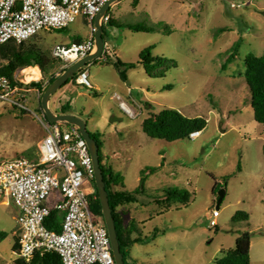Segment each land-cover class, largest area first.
I'll return each mask as SVG.
<instances>
[{
    "label": "rangeland",
    "instance_id": "rangeland-1",
    "mask_svg": "<svg viewBox=\"0 0 264 264\" xmlns=\"http://www.w3.org/2000/svg\"><path fill=\"white\" fill-rule=\"evenodd\" d=\"M108 13L122 26L107 25L105 29L116 58L126 64L121 69L127 71V81L112 65L97 60L85 68L93 88L70 81L53 95L50 107L58 113L60 106L70 104L90 134L96 135L102 165L121 175L124 190H135L143 170L163 164L148 176L147 195L157 197L168 189L191 194L188 206L173 205L161 216L157 214L163 206L155 203L136 205L138 212L120 211L126 225L131 217H153L143 227L138 225L143 237L151 236L155 229L168 232L150 244L134 245L128 263L215 264L223 250L235 248L242 232H250L251 264H264V125L254 118L244 63L248 55L264 56V0H141L137 6L132 0H119ZM160 23L170 26L173 33L124 28ZM87 34L83 17H79L66 29L40 32L33 41L42 50H53L73 36L83 41ZM237 42L238 54L229 61ZM150 46H154L153 56L174 60L177 67L160 78L147 75L141 65L128 69L127 64L137 63ZM28 69L18 75L22 91L14 95V99L26 101L28 110L0 98V162L37 159L46 137L40 93L34 95L28 86L42 80V72L39 80H27ZM59 69L60 65L57 72ZM128 88L132 96H127ZM115 94L136 110V119L121 111ZM165 108L179 110L186 117L205 118L207 127L197 139L170 143L148 137L142 128L144 119ZM239 164L241 172H237ZM215 186L220 187L217 193L213 192ZM221 190L226 195L218 209L216 233L210 220ZM239 211L248 213L250 219L233 222ZM17 215L13 204L0 199V264H14L18 258Z\"/></svg>",
    "mask_w": 264,
    "mask_h": 264
},
{
    "label": "built area",
    "instance_id": "built-area-1",
    "mask_svg": "<svg viewBox=\"0 0 264 264\" xmlns=\"http://www.w3.org/2000/svg\"><path fill=\"white\" fill-rule=\"evenodd\" d=\"M110 1L0 0V44L10 40L21 44L44 30L66 29L79 17H84L90 26L89 37L79 44L53 49V57L62 64L61 70L66 69L94 51V20ZM108 12L103 18V27L111 20ZM112 54L109 40L104 39L100 59L107 61L113 58ZM22 71L15 73V82ZM74 82L93 88L85 68L77 73ZM20 91L19 86H12L8 78H0V98L28 110L25 100L14 99ZM128 94L131 95L130 89ZM114 99L125 115L131 119L138 117L136 110L122 96L115 94ZM42 125L46 137L39 146L37 160L18 157L0 162V199L18 209L15 219L18 257L31 262L36 252L41 251L57 253L63 264H116L107 228L91 211V204L96 199L95 170L87 142L76 126L48 120ZM200 135L201 132H194L190 139ZM53 211L58 213L59 231L46 225ZM211 215L210 226L215 228L220 212L213 210Z\"/></svg>",
    "mask_w": 264,
    "mask_h": 264
},
{
    "label": "trees",
    "instance_id": "trees-1",
    "mask_svg": "<svg viewBox=\"0 0 264 264\" xmlns=\"http://www.w3.org/2000/svg\"><path fill=\"white\" fill-rule=\"evenodd\" d=\"M133 5L137 6L141 0H132ZM113 28H121L122 26L116 23L112 18L108 24ZM124 28L130 29L134 32H154L161 31L164 34L170 35L173 30L167 24L160 23L156 27H144L141 25H127ZM38 36V35H36ZM35 36V37H36ZM104 39H108V31L104 26ZM33 37L27 42L18 44L15 40H10L4 44H0V78L6 77L11 82L12 86L16 85L14 75L18 71L30 68L27 71L35 70L42 72V80H39L40 76H36L34 80L28 86L32 89H37L40 93V97L44 94L46 88L52 84L57 77L65 72L67 69L61 70V62L53 57V50H42L34 40ZM240 48V43L237 42L231 49V55L229 61L236 58ZM154 46L146 48L139 56L137 63L127 64L128 69L136 68L138 65L143 66L147 75L151 77H164L165 73L171 68H176L177 64L174 60L165 59L163 57H155L152 55ZM102 64L113 65L118 71L120 78L123 81H127V71H123L121 68L125 66L120 59L110 58L107 61L97 59ZM95 60L93 63H97ZM246 71L245 79L251 93V106L254 111L255 121L264 125V56L248 55L244 60ZM60 65L59 72L57 69ZM38 67V68H36ZM226 66H223L225 69ZM77 74L74 75L63 87L68 85L70 81H75ZM62 87V88H63ZM61 88V89H62ZM97 96V93L95 94ZM40 98V100H41ZM149 105V104H148ZM43 112L42 106L40 105ZM57 114H71L69 104L62 106L61 110ZM207 127V120L202 117H186L179 110L172 108H165L159 114H153L144 119L142 128L144 133L152 138L164 140L167 142H177L181 140L190 139V135L194 132H203ZM91 137L97 142L99 147L100 161L102 162V151L99 140L95 134H91ZM39 156L37 157V159ZM35 159V160H37ZM104 180L106 184V190L109 196L110 207L113 211L115 218L118 237L121 245V252L124 255L126 264L130 256V249L136 244L147 245L154 242L160 234H165L166 230L155 229L151 236L143 237L142 231L138 228V223L135 219H132L128 225L125 224L124 218L119 214L118 210L121 207L140 204L146 205L145 198L151 199L149 202H153L158 206H163L166 210H169L171 206L177 204H183L188 206L191 200V194L186 190L168 189L163 192L162 195L153 197L148 196L146 192V182L149 175L156 173L163 167H148L141 172V178L139 186L133 191L124 190L123 178L119 173H116L112 167H106L101 165ZM237 172H241V165L237 167ZM226 185V184H225ZM122 186V189L119 188ZM93 187L95 191L96 199L91 204L92 214L98 220L104 222L102 213L101 202L99 200L97 186L95 179L93 180ZM220 190L219 186H215L214 193ZM219 200V194L217 197ZM222 203V202H221ZM220 207V206H219ZM57 212L53 211L49 220L47 221V227L51 230L59 231V223L57 220ZM250 216L246 212L239 211L233 217V222L245 221L247 222ZM105 224V222H104ZM216 228V233H219V229ZM18 237L15 236V246L19 251ZM252 235L250 232H242L236 241L234 249L223 250L221 256L216 259L215 264H251L250 249H251ZM17 251V253H18ZM14 264H63L61 257L54 252H41L37 251L31 262H26L21 258H17Z\"/></svg>",
    "mask_w": 264,
    "mask_h": 264
},
{
    "label": "water",
    "instance_id": "water-1",
    "mask_svg": "<svg viewBox=\"0 0 264 264\" xmlns=\"http://www.w3.org/2000/svg\"><path fill=\"white\" fill-rule=\"evenodd\" d=\"M118 1L119 0H111L110 2H107L102 8V10L97 14L94 20V27L96 29L94 51L88 56L80 59L79 61L69 66L65 70V72L60 74L57 77V79L46 88L41 98V106L43 112L45 113L46 119L50 123H67L69 125L76 126L79 129L84 140L87 142L90 154L93 158V166L95 170V184L97 186L99 200L101 202L105 226L107 228L108 235L111 241L112 252L115 259V263L126 264L124 260V255L121 252V245L118 237L115 218L113 216V211L109 203V196L106 190L104 174L101 167L102 163L100 161L98 144L91 137V134L87 128V124L82 118L77 117L76 115L73 114H57L50 107V101L56 92H58L81 69L86 68L88 65H90L95 60L100 58L104 46L103 18L105 14L109 11L111 6ZM80 42H81L80 40H76L74 43L79 44ZM225 195H226V190H221L219 192L217 209H219V206L223 201Z\"/></svg>",
    "mask_w": 264,
    "mask_h": 264
},
{
    "label": "crops",
    "instance_id": "crops-1",
    "mask_svg": "<svg viewBox=\"0 0 264 264\" xmlns=\"http://www.w3.org/2000/svg\"><path fill=\"white\" fill-rule=\"evenodd\" d=\"M83 22L86 24V26H87V28H88V34H87V37H86V39L89 37V35H90V26H89V23L87 22V20L83 17ZM85 39V40H86ZM76 40H80V41H82L81 39H79L78 37H76V36H73V37H71V39L68 41V42H66V43H62L63 45H70V44H72V43H74ZM84 41V40H83ZM112 50H113V48H112ZM112 57H113V59H115L116 57H118V55L116 54V52L113 50V54H112ZM113 66V65H112ZM114 67V66H113ZM36 68H38V67H36ZM86 71L88 72V70L86 69ZM30 72H36L35 70H30V71H25V74H28V73H30ZM89 73V72H88ZM41 75V72L40 71H37V76H40ZM131 90V88H128L127 89V92H126V94H127V96H130L129 94H128V90ZM37 91L38 90H35L34 89V95H36L35 94V92L37 93ZM133 95V92H132V90H131V96ZM114 98V97H113ZM67 104V103H66ZM69 104V103H68ZM50 105H51V101H50ZM62 105V104H61ZM62 106H64V105H62ZM62 106H60L59 107V111L61 110V108H62ZM69 108H70V112H71V114H73V115H76L73 111H72V108H71V106H70V104H69ZM55 112V111H54ZM77 116V115H76ZM201 134H202V132H201ZM150 203H153V202H148L146 205H143L142 207H144V206H147V205H149ZM136 205H139V204H131V205H127V206H124V207H121V208H119V210H118V212L120 213V211H122V209H133V210H135V212H138V210H139V208L136 206ZM157 205V204H156ZM160 207V206H159ZM174 209H177L175 206H174ZM171 209H169V210H166L165 211V209L163 208V211H159L158 212V216L160 215H164V214H166L167 212H169ZM143 214L141 213V216H142ZM132 219H135V221L138 223V225L139 226H142L143 227V225H145V224H147L148 222H150V221H152L153 220V217L150 215L148 218L147 217H145V218H140V219H136V218H134V217H131V219L130 220H132ZM167 231H166V233L165 234H161V235H163V236H166L167 235ZM251 245H252V241H251Z\"/></svg>",
    "mask_w": 264,
    "mask_h": 264
},
{
    "label": "bare ground",
    "instance_id": "bare-ground-1",
    "mask_svg": "<svg viewBox=\"0 0 264 264\" xmlns=\"http://www.w3.org/2000/svg\"><path fill=\"white\" fill-rule=\"evenodd\" d=\"M26 79L27 80H34L35 79V77L37 76V71L36 72H30V73H28V74H26Z\"/></svg>",
    "mask_w": 264,
    "mask_h": 264
}]
</instances>
